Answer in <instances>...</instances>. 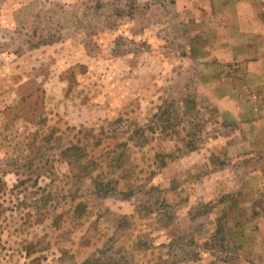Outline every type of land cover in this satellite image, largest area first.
<instances>
[{
    "label": "rangeland",
    "instance_id": "rangeland-1",
    "mask_svg": "<svg viewBox=\"0 0 264 264\" xmlns=\"http://www.w3.org/2000/svg\"><path fill=\"white\" fill-rule=\"evenodd\" d=\"M0 264H264V0H0Z\"/></svg>",
    "mask_w": 264,
    "mask_h": 264
},
{
    "label": "trees",
    "instance_id": "trees-1",
    "mask_svg": "<svg viewBox=\"0 0 264 264\" xmlns=\"http://www.w3.org/2000/svg\"><path fill=\"white\" fill-rule=\"evenodd\" d=\"M71 148H76L74 146H72ZM71 152V151H70ZM76 154H79V158L81 157V149H79L78 151H76ZM77 158H78V155H77ZM112 160H110V162L112 163ZM114 161H115V164H114V169L116 168V164L118 162V159H115L114 158ZM93 162V163H92ZM101 164V162H96L94 159H91L89 161L86 162V165L80 170L81 173L85 174L86 176H91L92 175V172L94 171V166H97ZM88 165H90V169H88ZM113 166V164H112ZM100 177H98L97 175L92 177L90 179V185L92 186V190L89 192V196H93L94 195H106L107 193L111 192V191H116L118 188H117V183L119 181H116L112 186L110 183H105L103 180L99 179ZM81 206V204H78L76 206V208H79ZM75 208V209H76ZM74 209V210H75ZM72 213L74 214V211H72ZM213 237V236H211Z\"/></svg>",
    "mask_w": 264,
    "mask_h": 264
}]
</instances>
